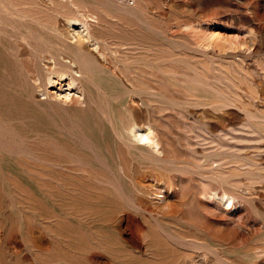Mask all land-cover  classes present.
I'll return each instance as SVG.
<instances>
[{
  "label": "rangeland",
  "instance_id": "1",
  "mask_svg": "<svg viewBox=\"0 0 264 264\" xmlns=\"http://www.w3.org/2000/svg\"><path fill=\"white\" fill-rule=\"evenodd\" d=\"M0 264H264V0H0Z\"/></svg>",
  "mask_w": 264,
  "mask_h": 264
},
{
  "label": "bare ground",
  "instance_id": "2",
  "mask_svg": "<svg viewBox=\"0 0 264 264\" xmlns=\"http://www.w3.org/2000/svg\"><path fill=\"white\" fill-rule=\"evenodd\" d=\"M174 3V2H173ZM128 4V3H127ZM263 5V4H262ZM245 8V7H244ZM88 24V23H87ZM83 27V26H82ZM85 27V26H84ZM87 28H88V26H87ZM83 32V31H82ZM81 32V34L82 35H84L85 33H82ZM212 32V31H211ZM214 32V31H213ZM77 34H78V32H77ZM80 34V35H81ZM207 34H209V32L207 33ZM217 34H218V32H217ZM88 35V34H87ZM215 35V34H214ZM217 36H219L220 37V35H216L215 37H217ZM75 37V36H74ZM83 37V36H82ZM85 38V37H84ZM217 39H218V37H217ZM89 40V39H88ZM93 42V41H92ZM89 43V42H88ZM91 46V45H90ZM52 59H53V62L51 63L52 65H61L62 67H64L67 71H68V74H67V77H68V79L69 80H74V79H77L78 77L77 76H75L73 73H76L77 72V70H76V68L77 67H79L78 66V63H77V61L76 60H80V57L78 56V55H76V54H74V56H68V55H64V54H59L57 57H52ZM51 69V68H50ZM141 138H143V139H146V140H150L151 139V135H150V133H147V134H142L141 136H140Z\"/></svg>",
  "mask_w": 264,
  "mask_h": 264
}]
</instances>
